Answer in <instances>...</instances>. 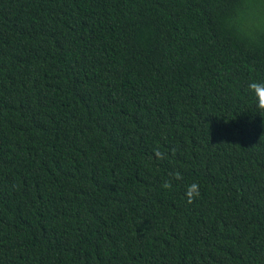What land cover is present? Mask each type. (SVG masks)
<instances>
[{
  "label": "trees",
  "instance_id": "trees-1",
  "mask_svg": "<svg viewBox=\"0 0 264 264\" xmlns=\"http://www.w3.org/2000/svg\"><path fill=\"white\" fill-rule=\"evenodd\" d=\"M253 83L264 0H0V264H264Z\"/></svg>",
  "mask_w": 264,
  "mask_h": 264
},
{
  "label": "clouds",
  "instance_id": "clouds-1",
  "mask_svg": "<svg viewBox=\"0 0 264 264\" xmlns=\"http://www.w3.org/2000/svg\"><path fill=\"white\" fill-rule=\"evenodd\" d=\"M249 87L251 89L255 90L256 96L258 97V104H257L258 110L264 112V86L253 83ZM165 187H168V185H165ZM186 195H187L189 201L199 197V195H200L199 185L196 183H193L190 186H188L187 191H186Z\"/></svg>",
  "mask_w": 264,
  "mask_h": 264
}]
</instances>
